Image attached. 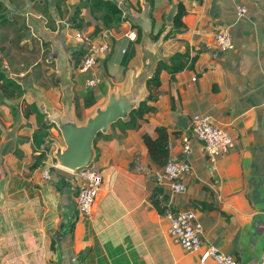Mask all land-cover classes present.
<instances>
[{
  "label": "crops",
  "instance_id": "1",
  "mask_svg": "<svg viewBox=\"0 0 264 264\" xmlns=\"http://www.w3.org/2000/svg\"><path fill=\"white\" fill-rule=\"evenodd\" d=\"M118 1L123 5L136 0ZM138 1L141 8L127 12L122 30H110L111 48L97 64L85 71L72 67L82 118L94 106H83L86 88H93L98 103L108 90L105 74L125 81L131 67L140 65L142 44L136 34L133 39L126 36L132 20L151 47L155 41L149 31L156 32L162 24L168 31L178 5L182 6L183 32L160 44L165 54L188 46L190 54L197 53L195 70L185 67L174 76L163 70L156 110L147 113L137 128H116L118 136L95 142L102 184L89 216L77 211L79 179L55 164L50 149L41 170L30 168L33 126L27 125L31 119L22 114L20 99L14 100L16 114L0 106V264H218L212 259L200 261V250H185L173 239L170 219L151 201L155 185L167 192L164 202L173 210L195 208L203 242L216 244L245 264H259L264 256V0H153L152 10L147 0ZM238 5L246 7L241 16ZM26 12L42 41L57 51L56 37L62 35L70 49L75 41L68 18L56 15L60 28L50 30L30 2ZM222 28L230 33L234 47L216 45L214 34ZM91 74L101 80L88 86L85 79ZM16 78L28 87V78ZM34 84L41 90L31 89L41 110L43 96L59 106L58 84ZM195 112L210 114L233 137V144L211 160L202 142L190 135L191 169L181 176L185 189L172 191L155 181V166L141 135L153 134L154 124H165L170 132L169 156L183 158L182 140ZM179 115L187 116L188 128L178 125ZM54 129L50 127L51 135H57ZM14 147L23 152L21 158L13 153ZM45 167L49 179L42 175ZM199 201L214 207H201Z\"/></svg>",
  "mask_w": 264,
  "mask_h": 264
},
{
  "label": "trees",
  "instance_id": "2",
  "mask_svg": "<svg viewBox=\"0 0 264 264\" xmlns=\"http://www.w3.org/2000/svg\"><path fill=\"white\" fill-rule=\"evenodd\" d=\"M68 0H29L31 7L39 8L40 12L45 16L44 24L50 30H56L57 26L55 24V15H58L60 18L64 16L63 14V5L66 4ZM150 10L153 7V0H147ZM25 4V0H19L18 3L15 0H0V28L11 29L16 28V37L15 43H17V48H22V44L25 40L31 37L30 32H27L29 29L28 24L25 20L21 21L19 24V18L23 16L22 11H18L20 7ZM139 10L141 4L138 0L134 3L130 1H123V5L119 3L118 0H78L74 7L73 11L68 18V26L72 28V31L75 30H85L89 24L92 25L90 31L91 35H95L102 31L103 29L111 30L113 32L120 31L121 26L125 23L129 16L127 12H131L132 9ZM87 9V12L92 16L84 17L82 10ZM11 13V14H10ZM184 14V8L180 5L177 7V11L173 17V24L165 32L163 38H168L174 36L176 33L183 32V22L181 20L182 15ZM130 26L136 30V40L140 39L141 29L133 20L130 21ZM165 26L162 24L156 32H150V38L156 40L159 34L164 30ZM5 34L0 36V106L7 107L11 109L13 114L17 112V106L14 100L20 99V110L26 118H30L31 121L27 122V125L33 126L31 132V142L35 147V152L32 154L33 161L30 165L31 169L41 166L48 159L49 148L44 146V137L50 133V127L53 125H48L43 120L44 112L40 109L36 95L32 92L26 84L20 82L16 77H14L8 71L7 67L3 65L1 52L4 50L3 39ZM23 38L22 43L19 44L20 39ZM44 45H48L47 40H43ZM87 49L79 46L75 42L70 46V60L72 67L75 70L85 54ZM46 58L50 57L49 53L46 54ZM197 58V53L190 54L188 46L175 50L170 53L167 57V60H160L158 62L155 73L147 81L148 94L144 100H142L139 106L133 109L130 112L129 118L126 121L118 119L117 121L111 124V132L104 134L99 132L95 136V142L99 139L109 140L116 136L115 129L119 128L121 131H126L128 129L137 128L140 125V120L146 118V114L156 110L157 105L155 103L159 95L160 87V73L163 70L168 71L171 76H174V73L183 69L195 70L194 63ZM53 77V75H52ZM51 77L52 84L57 86ZM104 84L105 82L102 81ZM78 95H74L75 102V111L76 115L81 119L82 112L80 109V104L78 101ZM98 100V95H96L93 88H86L83 91L82 102L85 108H89L94 105ZM172 106V104H171ZM187 136L190 137L191 131L187 130ZM2 130L0 128V141L2 140ZM7 136L5 135V138ZM142 141L147 148L151 161L154 163L155 169L161 167L169 157V142H170V132L168 127L165 124L157 123L153 126V134L144 132L141 135ZM9 141L7 140V147ZM98 149V147L96 146ZM13 153L21 158L24 154L23 152L14 147L12 150ZM99 156L97 150L95 161ZM94 161V162H95ZM93 162V163H94ZM155 179V175H154ZM167 196V192L163 193L162 188L154 186L150 192V198L153 205L160 211L164 212L165 202L164 199ZM198 205L204 207H214L212 202L205 203L204 201H199ZM173 210V209H172ZM175 211V210H173ZM87 252V249L80 252V257Z\"/></svg>",
  "mask_w": 264,
  "mask_h": 264
},
{
  "label": "built area",
  "instance_id": "3",
  "mask_svg": "<svg viewBox=\"0 0 264 264\" xmlns=\"http://www.w3.org/2000/svg\"><path fill=\"white\" fill-rule=\"evenodd\" d=\"M245 11L244 5H238L239 16L243 15ZM135 34L133 28L126 31V36L129 38L133 39ZM111 35V31L107 29H103L95 35L84 30L73 31L72 38L76 44L87 49V53L78 66L79 70L92 69L97 64L98 58L110 50ZM214 41L221 49L234 47L230 33L223 28L215 32ZM100 80L98 75L91 74L85 79V82L88 86H93ZM189 127L192 137L202 142L204 151L211 160L226 152L233 144V137L208 113H193L190 116ZM189 140L190 137L187 135L182 140V151L185 154L183 158L169 156L161 167L155 169V181L158 184L165 183L172 191L185 189L181 176L191 169V163L187 158V154L190 152ZM70 173L79 179L75 199L77 211L80 215L89 216L102 184L101 170L96 164L91 163L70 171ZM42 175L44 178H50L49 167L43 169ZM164 214L170 219V233L173 239L185 250H200V261L212 259L218 264H245L233 254L221 250L216 244L202 241V223L197 217L195 208L173 211L166 201ZM40 264L53 263L43 261ZM259 264H264V256L260 259Z\"/></svg>",
  "mask_w": 264,
  "mask_h": 264
},
{
  "label": "water",
  "instance_id": "4",
  "mask_svg": "<svg viewBox=\"0 0 264 264\" xmlns=\"http://www.w3.org/2000/svg\"><path fill=\"white\" fill-rule=\"evenodd\" d=\"M140 29L139 41L142 44L140 65L131 67L129 78L125 81H116L105 74L104 80L108 90L104 99L94 104L82 119L78 118L75 111L72 65L68 57L70 49L63 36H58L56 50L62 51V57H65L63 64L58 62L59 72L54 75V82L59 85L60 90L59 106L50 98L41 97L43 120L57 130V135L48 133L44 137V146L50 149L57 166L72 172L93 163L96 157L95 136L99 132L110 133L111 124L118 119L126 121L130 112L147 96L148 79L155 73L158 62L167 60L170 53L165 54L160 44L165 31L153 40L155 43L150 47L143 41L141 26ZM33 91L41 93L37 87L33 88ZM178 125L184 129L188 128L186 115H179Z\"/></svg>",
  "mask_w": 264,
  "mask_h": 264
},
{
  "label": "rangeland",
  "instance_id": "5",
  "mask_svg": "<svg viewBox=\"0 0 264 264\" xmlns=\"http://www.w3.org/2000/svg\"><path fill=\"white\" fill-rule=\"evenodd\" d=\"M78 0H68L66 4L63 5V14L64 16L62 19H67L70 17L73 7L75 3ZM16 3L19 2V0H15ZM29 3V0H25V4L20 7L18 11L23 12V16L19 18V21L17 24H19L21 21L25 20V22L28 24L29 29L27 32H30L29 38L25 40V42L22 44V48H17V43H15L16 37V28L11 29H5L0 28V36L5 34V38L3 39V45L4 50H2V62L3 65H5L14 77L18 78H28L27 84L28 88L32 89L35 88L36 84H42L44 87H47L48 85H52L51 77L59 72L58 70V62L63 64L65 62V57H62L61 53L62 51H54L53 47L50 45H44L43 41L37 35V32L35 31V21L31 20L30 13L26 12L27 4ZM82 14L84 17H91L89 19H92V16L87 12V9L82 10ZM34 13L40 15L39 17H42L44 20H46L45 16L40 12L39 8H34ZM11 14V13H10ZM56 16V15H55ZM58 16V15H57ZM56 16V17H57ZM35 22V23H34ZM55 24L58 28L60 26L55 20ZM123 25L121 26L120 30H122ZM92 29V26H89L85 32H90ZM23 38L20 39V43H22ZM56 43L58 44V39L56 37ZM46 54L50 53L51 56L46 58ZM53 55V56H52ZM126 57L128 54L125 55ZM100 57L98 58V60ZM70 60V58H69ZM71 62V60H70ZM21 71H26L24 74H21ZM32 75V76H31ZM33 77V79H32ZM52 77V78H53ZM38 88V87H37ZM55 130V129H54ZM55 161V160H54ZM96 164V161L94 162ZM54 171L57 169L55 166H51Z\"/></svg>",
  "mask_w": 264,
  "mask_h": 264
}]
</instances>
